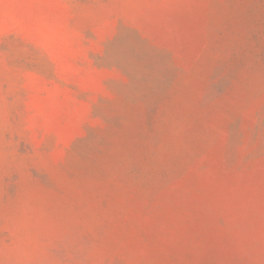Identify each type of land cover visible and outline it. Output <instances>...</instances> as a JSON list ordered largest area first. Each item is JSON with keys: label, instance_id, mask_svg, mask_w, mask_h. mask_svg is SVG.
I'll return each instance as SVG.
<instances>
[{"label": "rangeland", "instance_id": "1", "mask_svg": "<svg viewBox=\"0 0 264 264\" xmlns=\"http://www.w3.org/2000/svg\"><path fill=\"white\" fill-rule=\"evenodd\" d=\"M0 264H264V0H0Z\"/></svg>", "mask_w": 264, "mask_h": 264}]
</instances>
